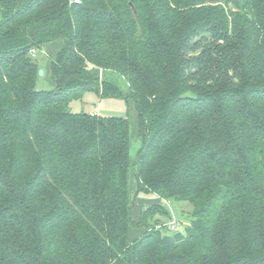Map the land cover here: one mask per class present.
Segmentation results:
<instances>
[{
  "label": "trees",
  "instance_id": "trees-1",
  "mask_svg": "<svg viewBox=\"0 0 264 264\" xmlns=\"http://www.w3.org/2000/svg\"><path fill=\"white\" fill-rule=\"evenodd\" d=\"M86 91L134 100L133 197L130 121ZM0 264H264V0H0Z\"/></svg>",
  "mask_w": 264,
  "mask_h": 264
},
{
  "label": "rangeland",
  "instance_id": "rangeland-1",
  "mask_svg": "<svg viewBox=\"0 0 264 264\" xmlns=\"http://www.w3.org/2000/svg\"><path fill=\"white\" fill-rule=\"evenodd\" d=\"M27 3L28 0H22L19 4V8L24 7ZM46 45L47 44H45L42 48L37 49L35 55L33 56V58L41 65V69L44 70V74H40L41 78L38 82L39 88L53 87V84H51L52 77L50 74V64L53 58H51V54L47 51ZM120 84L125 88V85L122 81ZM69 107L73 112H84L103 116H121L129 119L131 126V158L132 162L134 163V166L130 171V190L131 197H133L136 191V155L137 150L141 145L140 137L138 136V111L136 109L134 100L131 98L126 100L121 97H102L96 91H86L81 98L73 99L70 102ZM141 198L147 200V202H149V200H156V197L153 194H139L135 201V207L132 213L134 219H136L138 216L137 213L139 205H141ZM165 204L169 208L172 218H175L179 221L178 231L185 232V225L191 220L190 212L192 207L185 201H179L175 199L167 200L165 201ZM144 205H142L141 208H143ZM171 219L160 216L159 224L165 225ZM149 223L153 226L156 225L155 219L150 220ZM139 230L142 231V228H132L130 232V238L133 239V236L136 235V232ZM167 232L174 233L175 231L167 230Z\"/></svg>",
  "mask_w": 264,
  "mask_h": 264
},
{
  "label": "crops",
  "instance_id": "crops-1",
  "mask_svg": "<svg viewBox=\"0 0 264 264\" xmlns=\"http://www.w3.org/2000/svg\"><path fill=\"white\" fill-rule=\"evenodd\" d=\"M22 0H19V4L21 3ZM31 0H28V3L30 2ZM20 6V5H19ZM61 43V45H60ZM62 41L60 40H55V41H51L49 43H47L46 47H47V51L51 54V58H55V56L57 55L59 49L62 47ZM52 80V79H51ZM51 84H53L52 86L54 87V82L53 80L51 81ZM52 88V87H51ZM141 201V205H139V209H138V212H140L141 210V207L142 205H144L145 203H148L147 200L145 199H140ZM153 201H157V200H149V202H153ZM139 214V213H138ZM139 234V231L136 232V235L133 236V239L135 238V236H137ZM132 239V238H131Z\"/></svg>",
  "mask_w": 264,
  "mask_h": 264
},
{
  "label": "built area",
  "instance_id": "built-area-1",
  "mask_svg": "<svg viewBox=\"0 0 264 264\" xmlns=\"http://www.w3.org/2000/svg\"><path fill=\"white\" fill-rule=\"evenodd\" d=\"M35 53L36 51L32 50V54L35 55ZM165 226L170 230L176 231L179 227V221L175 218H172L168 223L165 224ZM157 227H160V225H157Z\"/></svg>",
  "mask_w": 264,
  "mask_h": 264
},
{
  "label": "water",
  "instance_id": "water-1",
  "mask_svg": "<svg viewBox=\"0 0 264 264\" xmlns=\"http://www.w3.org/2000/svg\"><path fill=\"white\" fill-rule=\"evenodd\" d=\"M39 74H44V70L40 69Z\"/></svg>",
  "mask_w": 264,
  "mask_h": 264
}]
</instances>
